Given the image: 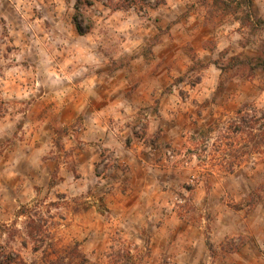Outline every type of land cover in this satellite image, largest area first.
I'll list each match as a JSON object with an SVG mask.
<instances>
[{
	"label": "rangeland",
	"instance_id": "1",
	"mask_svg": "<svg viewBox=\"0 0 264 264\" xmlns=\"http://www.w3.org/2000/svg\"><path fill=\"white\" fill-rule=\"evenodd\" d=\"M74 1L0 0V264H106L118 246L135 264H264V72L231 65L261 54L264 25H242V10L212 0L95 1L80 35ZM198 8L212 31L200 53L172 31ZM147 60L163 72L151 93L152 79L136 75ZM9 85L28 93L9 98ZM118 101L122 145L148 147L166 191L158 233H125L107 207L126 167L85 120L89 105Z\"/></svg>",
	"mask_w": 264,
	"mask_h": 264
},
{
	"label": "crops",
	"instance_id": "2",
	"mask_svg": "<svg viewBox=\"0 0 264 264\" xmlns=\"http://www.w3.org/2000/svg\"><path fill=\"white\" fill-rule=\"evenodd\" d=\"M166 2H169V0H166ZM263 3L264 2L261 3V1L258 0H253L252 9L255 18H262L264 20V12L262 11L264 8L262 5ZM189 18L190 20L184 23V28L173 27L172 31L179 29L180 32L175 33L180 35L181 40L189 42L195 48V51L200 53L205 51V49L202 48L203 39L208 33H212L208 26L211 19L206 11H203L201 8H198L195 12H191ZM223 32H226V30ZM157 46L154 47V51L157 50ZM165 56L166 62L173 60V54ZM147 61L148 64H146V66L145 64L144 66L138 64L136 75L137 77L146 75L152 79V81L149 80L147 86L149 87L148 92L151 93V91L156 88L155 84L157 83V77L162 75L163 72L157 75V73L153 71V61ZM143 86L144 84L138 86V92L143 94L142 98H145V93L141 92ZM5 90L4 92L8 94L9 98H13L15 96L14 94L20 95L28 93L26 86L9 85ZM118 105L121 106L122 103L120 101L106 102L100 109H94L89 105L90 116L85 120V126L87 128L86 135L91 134L92 140L99 141L103 147L108 148L114 145L119 157L118 162L126 167L122 175H120L118 180L114 183V186L123 185L126 189L124 191L122 190L123 192L120 194L115 193L114 196L109 197L107 200V207L116 216H122L120 219L123 220V224L130 226L128 229L126 227L124 228L125 233H130V230L140 232L141 228L145 229L148 233H158L159 231H154L153 222L161 219L164 222H162L163 224H161L159 230H162L163 226L165 227L166 217H163L164 215L161 216V214L163 209L168 206L167 197H165L166 191L161 193L159 188L155 187L157 181L154 179L153 174L156 172V167L150 163V159L148 158L150 154L146 151L148 147L144 144H140V142L136 140L131 141L125 146L122 145L121 136L123 132H118L117 128L114 127L113 121L115 120V122H117L123 117L121 116V112L117 109ZM76 110L77 108L73 110L72 114L76 113ZM47 120L48 119L42 117L40 123H46ZM110 122H112L114 130L109 128ZM116 132H118L120 140ZM162 139L165 138L162 137ZM164 182L163 184L165 186L167 181ZM166 209H168V207H166Z\"/></svg>",
	"mask_w": 264,
	"mask_h": 264
},
{
	"label": "trees",
	"instance_id": "3",
	"mask_svg": "<svg viewBox=\"0 0 264 264\" xmlns=\"http://www.w3.org/2000/svg\"><path fill=\"white\" fill-rule=\"evenodd\" d=\"M95 1H100L104 5L114 10L134 4V0H75L72 21L75 25L76 31L80 35L89 33L94 26L93 19L86 14V8L93 6ZM201 1L203 4L206 2V0ZM161 3H164V0H155V4L158 5ZM212 3L218 5V7L222 10H229L233 13H237L239 10H242V14L237 18L242 25H248L251 29H255L264 25L263 19L254 20L252 18V0H212ZM82 24H84V27ZM232 60L233 61L231 65L242 63L246 64L252 70L255 68H260L264 72V49L261 54L256 56L254 59L248 57L241 59L240 57L236 56L233 57ZM262 119L264 120V113L261 114L260 119H257L256 122ZM241 120L243 121L244 118ZM261 125L264 126V122ZM237 126L239 127V125ZM107 256L108 259L106 264H135L132 253L122 246H118L116 248L112 247ZM20 264L37 263H26L21 261ZM42 264H61V262L55 260Z\"/></svg>",
	"mask_w": 264,
	"mask_h": 264
}]
</instances>
